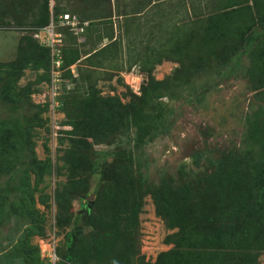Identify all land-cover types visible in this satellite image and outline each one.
I'll use <instances>...</instances> for the list:
<instances>
[{
	"label": "rangeland",
	"instance_id": "obj_1",
	"mask_svg": "<svg viewBox=\"0 0 264 264\" xmlns=\"http://www.w3.org/2000/svg\"><path fill=\"white\" fill-rule=\"evenodd\" d=\"M48 1L43 26L31 24L39 0H0V264H21V231L32 222L29 241L43 264L66 250L74 226L89 236L107 225L111 248L86 264H166L170 252L188 264L253 255L264 264V207L251 204L264 185V144L255 138L264 139V24L248 26L246 7L232 15L225 0ZM68 12L95 21L79 23V36L61 23ZM223 12L226 20L214 19ZM54 15L56 47L47 30ZM56 48L79 57L60 79ZM83 107L100 112L89 116L95 136L70 124ZM21 183L31 187L28 199ZM220 201L230 214L214 206ZM159 202L168 205L163 215ZM245 203L248 238L225 232L218 245L205 241Z\"/></svg>",
	"mask_w": 264,
	"mask_h": 264
},
{
	"label": "trees",
	"instance_id": "obj_2",
	"mask_svg": "<svg viewBox=\"0 0 264 264\" xmlns=\"http://www.w3.org/2000/svg\"><path fill=\"white\" fill-rule=\"evenodd\" d=\"M241 3L242 0H230L227 2V7H229L228 11L234 15V14H241L242 8H241ZM36 12H37V19L31 22V24L37 25H47L50 22V17H51V12H50V7H49V1L45 0H39V2L36 5ZM54 12H59V8L56 6L54 7ZM229 12H223L221 13L220 17H216L214 15V19L220 20L227 18V14ZM59 15V14H57ZM54 15V21L56 19V16ZM39 28V27H37ZM261 54L262 58L264 59V38L260 41L258 48H257ZM63 52V54H62ZM60 53L61 58H62V68L67 67L69 64H72L76 62L79 57L78 56H70L67 52V55H64V49ZM66 53V51H65ZM65 56V58H64ZM66 60V62H65ZM49 62V59L45 61V66ZM258 69L264 70V62H260L258 64ZM262 85L264 86V79L262 82ZM91 112V113H90ZM94 113V114H92ZM99 110L94 109V112L90 111L88 108L83 107L82 113H81V118L79 119H71L70 124L72 125V128L77 131H81L84 133V135H91L95 136L97 131L94 130L93 128V123L91 122V119L89 116L93 117H100L99 115ZM90 119V120H89ZM81 125H83V129H80ZM258 142H260L262 145L264 144V139L256 136L255 137ZM50 167V162H42V168L43 170L47 171V169ZM38 173L39 170H37ZM106 172V171H105ZM256 182H261V181H256ZM20 191V197L23 196L24 198H29L31 196V187L28 183H21L18 187ZM260 190L261 192H257L256 195H252L251 199V204H258L260 205V208H263L262 204H264V199L261 194H264V185H260ZM97 192V190H96ZM121 195V194H120ZM61 196L63 197L61 191H56V201L58 207L61 209L62 203H61ZM223 197V196H222ZM220 197V198H222ZM102 199L100 197L97 198L96 204L101 202ZM90 203V202H89ZM93 203V202H92ZM91 203V205H93ZM220 204L214 205L220 212L224 213H231V211L225 210L224 207H222L225 203L220 201ZM235 204H238V202H233ZM95 204V205H96ZM251 204L248 205L247 203L243 204L242 209L241 206L237 207L236 211L232 216L229 215V217L225 216L223 219H226L227 221L223 223L221 226H219L216 230H214L211 234L208 235V232H204L203 235H205V241L209 242V240L216 238L218 241L216 245L219 244V241L222 240V236L224 235L225 232L232 233V234H240L243 235L244 237L248 238V234L250 233L249 230L242 228V224L246 222V219L249 217V213L251 212ZM142 205V199L139 196V198L133 203L131 207V213L133 218H137V214L140 210V207ZM222 205V206H221ZM239 205V204H238ZM168 205L159 202L158 203V211L161 215L164 214V210L167 208ZM240 213L238 214V210H240ZM225 215V214H224ZM262 216V212H256L254 215L251 216V218L256 219L257 217ZM58 219L61 222V213L58 215ZM208 219V218H207ZM38 223L32 222L31 224L27 225L24 229L21 231V236H20V241L22 242V247L20 251H16L17 258L20 260L21 264H43V261L41 260L40 257V252L39 248L33 246L30 241H29V236L31 233L36 232L38 230ZM105 228L102 231H97L96 235L93 233L92 235L85 236L82 234L81 228L79 226H74L70 231L66 233V241H65V246L66 250H63V248H58V253H56L59 256V260L56 261V264H86L87 263V257L88 255H92L93 257H101L105 256L108 250L111 248L110 244V239L109 236L107 237V234H111L113 232V226L107 225L104 226ZM204 228H198L197 230H203ZM112 230V231H111ZM228 230V231H227ZM87 243V244H86ZM214 258L210 256V258H199L198 261H201V264L207 261H210ZM166 264H188L186 262H183L179 260L177 256H174L171 252L167 254ZM225 264H257V257L253 255V257H240V256H235L233 259H231L228 262H223ZM197 264V263H195ZM200 264V263H199Z\"/></svg>",
	"mask_w": 264,
	"mask_h": 264
},
{
	"label": "built area",
	"instance_id": "obj_3",
	"mask_svg": "<svg viewBox=\"0 0 264 264\" xmlns=\"http://www.w3.org/2000/svg\"><path fill=\"white\" fill-rule=\"evenodd\" d=\"M60 19H61L62 25H67L71 27L72 29H74L75 34H79L84 30L82 27H79L80 22L75 15H71L70 13L61 14ZM47 30L49 31V38H48L49 42L51 43L52 47H56L55 44L61 43L62 39H61V33L56 31V23L54 19H52V22L50 26L47 27ZM36 35H39V34H36ZM60 53H61L60 49H57V48L54 49L53 65H52L54 77L59 78V79L61 77L60 74H61V69H62V58H61ZM50 259L53 260V263L55 264L57 260V255L54 253L52 258L50 257Z\"/></svg>",
	"mask_w": 264,
	"mask_h": 264
},
{
	"label": "crops",
	"instance_id": "obj_4",
	"mask_svg": "<svg viewBox=\"0 0 264 264\" xmlns=\"http://www.w3.org/2000/svg\"><path fill=\"white\" fill-rule=\"evenodd\" d=\"M226 2H225V4L227 5V2L228 1H230V0H225ZM249 2V5H247L248 6V8H247V6L244 4L243 6H242V9H244L245 7V9L247 10L246 12V15L248 16V21L246 20V19H244V22H248L247 23V25L248 26H252V25H258L260 22H262L263 24H264V0H246V2ZM157 1L156 0H154L152 3L154 4V3H156ZM255 3V4H254ZM251 6H253V8L251 7ZM254 6H256L257 7V10H258V12H259V15L261 16V17H258V19L257 18H255V16H253L252 15V12H255V11H253V9H254ZM69 13V12H68ZM244 13H245V11H244ZM72 14V13H71ZM72 15H75L76 17H77V19L79 20V22H80V24L81 23H84L85 25H86V27L85 28H87L88 26H89V24H90V22H94L95 21V19H94V17H92L91 15H87V14H83V12H81V14H75V13H73ZM254 18H255V20H254ZM116 20V16L114 17V21ZM256 21V24L254 23ZM116 22V21H115ZM259 28H261V26H259ZM82 34V32L81 33H79V34H77V35H79V36H82L81 35ZM113 41V40H112ZM108 44L107 43H105L102 47H106Z\"/></svg>",
	"mask_w": 264,
	"mask_h": 264
},
{
	"label": "water",
	"instance_id": "obj_5",
	"mask_svg": "<svg viewBox=\"0 0 264 264\" xmlns=\"http://www.w3.org/2000/svg\"><path fill=\"white\" fill-rule=\"evenodd\" d=\"M95 196V194H90V196L88 197L90 200L89 206L91 205V203L93 202V197Z\"/></svg>",
	"mask_w": 264,
	"mask_h": 264
}]
</instances>
